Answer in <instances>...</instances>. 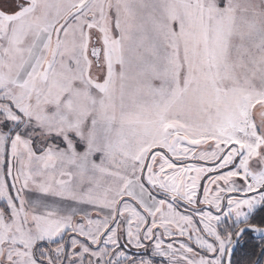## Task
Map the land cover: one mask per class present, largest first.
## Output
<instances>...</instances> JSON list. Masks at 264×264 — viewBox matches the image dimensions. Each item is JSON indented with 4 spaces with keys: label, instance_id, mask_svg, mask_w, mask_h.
Segmentation results:
<instances>
[{
    "label": "snow or ice",
    "instance_id": "1",
    "mask_svg": "<svg viewBox=\"0 0 264 264\" xmlns=\"http://www.w3.org/2000/svg\"><path fill=\"white\" fill-rule=\"evenodd\" d=\"M0 264H264V0H0Z\"/></svg>",
    "mask_w": 264,
    "mask_h": 264
}]
</instances>
